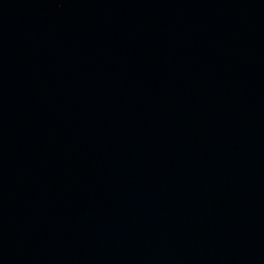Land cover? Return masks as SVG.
<instances>
[{
	"label": "water",
	"instance_id": "water-1",
	"mask_svg": "<svg viewBox=\"0 0 264 264\" xmlns=\"http://www.w3.org/2000/svg\"><path fill=\"white\" fill-rule=\"evenodd\" d=\"M0 264H264V0H0Z\"/></svg>",
	"mask_w": 264,
	"mask_h": 264
}]
</instances>
